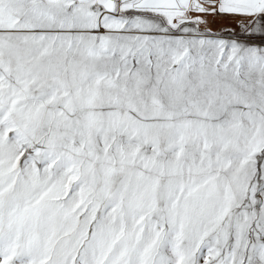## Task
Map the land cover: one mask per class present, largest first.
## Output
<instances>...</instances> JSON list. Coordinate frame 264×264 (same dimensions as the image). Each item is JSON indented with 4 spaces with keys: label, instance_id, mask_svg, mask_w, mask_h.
I'll list each match as a JSON object with an SVG mask.
<instances>
[{
    "label": "snow or ice",
    "instance_id": "snow-or-ice-1",
    "mask_svg": "<svg viewBox=\"0 0 264 264\" xmlns=\"http://www.w3.org/2000/svg\"><path fill=\"white\" fill-rule=\"evenodd\" d=\"M0 264H264V0H0Z\"/></svg>",
    "mask_w": 264,
    "mask_h": 264
}]
</instances>
